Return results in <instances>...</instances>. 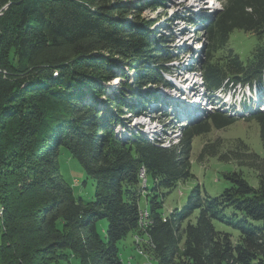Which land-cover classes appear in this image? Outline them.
<instances>
[{"label": "trees", "instance_id": "obj_1", "mask_svg": "<svg viewBox=\"0 0 264 264\" xmlns=\"http://www.w3.org/2000/svg\"><path fill=\"white\" fill-rule=\"evenodd\" d=\"M218 1L221 10L203 28V88L210 94L248 89L261 99L264 0ZM159 5L0 0V264H124L119 244L129 235L143 240L140 254L156 264H264V155L242 141L225 152L219 141L206 144L198 160L250 167L257 188L241 172H224L220 194L198 186L187 205L164 213L166 196L194 178L195 139L236 119L213 111L184 128L177 145L164 147L139 132L117 135L119 99L108 100L118 113L97 105L105 83L127 78L114 70L119 64L137 70L141 89L171 88L167 38H153L154 21L142 17ZM236 31L255 38L246 60L232 45ZM152 102L148 94L130 113L136 117ZM250 112L246 121L259 126L264 150V111ZM141 170L152 187L143 185ZM89 185L91 199L77 194ZM144 196L147 228L140 225Z\"/></svg>", "mask_w": 264, "mask_h": 264}, {"label": "rangeland", "instance_id": "obj_2", "mask_svg": "<svg viewBox=\"0 0 264 264\" xmlns=\"http://www.w3.org/2000/svg\"><path fill=\"white\" fill-rule=\"evenodd\" d=\"M123 1L127 2L128 0ZM141 1L151 0H132V2L137 4ZM158 1L160 2L159 7L145 10L142 17L147 21H154L152 27L149 28L153 38L158 35L167 38L166 49L172 54L173 60L167 65L169 72L165 75V78L173 89L169 90V88L160 86H150L141 89L136 84L137 70L133 67L131 68L129 65L119 64L114 70L119 76L123 74L127 75V78L119 77L105 83L106 97L99 100L100 104L98 103L97 105L102 110L110 107L111 110L118 113L119 111L115 107L109 105L108 100L111 98L119 99L123 103L121 104V108L124 113L120 115L121 124L116 129L117 135L119 137L126 135L125 139H129L131 138V133L139 132L148 140L163 143L164 147L177 145L181 138V131L184 128L193 123L200 122L213 111L224 113L237 121L228 128L223 130L213 129L210 134L195 139L191 155V171L194 178L184 184H180L166 196L164 200V213L168 215L175 208L187 205L192 190L198 186L201 191L206 190L212 195L220 194L227 187L226 181L221 175L224 172H241L253 187L257 188L259 186L256 172L250 167L238 166L234 160L222 163L218 159L208 156H205L202 161L198 160L206 144H214L219 141L222 143L221 151L225 152L232 150L238 140H240L252 152L263 156L264 150L259 126L254 122L249 123L246 121L251 112H246L244 109L245 105L249 108L250 105L252 106V104L256 103L257 98L255 93L251 94L252 92L248 89H238L234 94V100L229 102V105H226V107H219L218 105L220 103L219 92L216 94H203V92H206L201 86L203 80L200 72V65L202 63L200 61L204 59L203 49L205 47L203 28L207 26L206 19L213 16V13H215L213 11L221 10L222 4L218 0ZM232 45L243 60H246L255 45V38L236 31ZM121 80L123 81L121 82ZM179 82L185 83V85L189 86L188 88H193L192 95L194 98L192 97L191 99V97L184 94V90L186 92V89H180L182 84ZM125 83L130 85L129 88L126 89L123 86ZM195 93L198 96H195ZM148 94L153 96L154 102L150 103L144 110H140L138 116L133 117L130 112L137 105L142 104V99L147 97ZM262 97L264 99V95ZM199 99L200 103L198 102ZM196 101L199 104L195 103ZM206 101H209V103ZM190 104L193 106H190ZM207 104L212 106H206ZM194 106L198 109H192ZM251 106L249 110H251ZM260 107H255L253 111H264V104L260 105ZM193 110L195 111L194 113ZM144 113L148 115L143 116ZM198 115L200 116L199 118H197ZM178 118L183 121H180ZM125 127L127 130H125ZM152 185V178H148L145 187H152ZM77 194L91 199L94 196V187L91 185L87 187L81 186L79 192L77 189ZM141 207L142 209L146 207L145 196L141 200ZM101 225L102 227H106L107 222L103 221ZM140 225H143L141 221ZM147 226L145 224L142 227L147 228ZM217 227L225 229L221 225H217ZM138 241L141 244L143 242L138 236L129 235L119 244L124 264L128 263L130 256L136 257L138 254L141 255L140 251L143 254L144 250L139 249V245L141 244L137 243ZM134 242H136V248ZM140 259V264H156V262L146 255H141Z\"/></svg>", "mask_w": 264, "mask_h": 264}, {"label": "bare ground", "instance_id": "obj_3", "mask_svg": "<svg viewBox=\"0 0 264 264\" xmlns=\"http://www.w3.org/2000/svg\"><path fill=\"white\" fill-rule=\"evenodd\" d=\"M185 82H188V81H185ZM179 83H181V82H179ZM182 84V83H181ZM204 84V83H203ZM189 86L188 85H185V83L184 84H182L181 85V87H180V89L182 88V90H183V88L184 89H186V93L188 94V96L189 97H191V99H192V90H193V88H188ZM181 90V91H182ZM185 91V90H184ZM233 93V92H232ZM231 93V94H232ZM231 94L229 93V95L231 96ZM195 96H198L196 93H195ZM198 102L200 103V99L198 100ZM197 101L195 102V103H197V104H199ZM190 106H193V105H191L190 104ZM198 106V105H197ZM194 108V110H196V109H198L196 106H194V107H192V109ZM193 110V113L195 112ZM143 173L145 174V172L143 171ZM146 182H147V179H146ZM143 185H144V182H143ZM3 218H4V209L0 206V222L3 220ZM140 221H141V223H143V225H145V224H147V225H149L150 224V214H149V210L148 209H145V220H143V219H140ZM142 225V226H143ZM140 239V238H139Z\"/></svg>", "mask_w": 264, "mask_h": 264}, {"label": "crops", "instance_id": "obj_4", "mask_svg": "<svg viewBox=\"0 0 264 264\" xmlns=\"http://www.w3.org/2000/svg\"><path fill=\"white\" fill-rule=\"evenodd\" d=\"M134 241V240H133ZM135 245V244H134ZM136 248V247H135ZM140 257L139 255L135 256H130V258L128 259V263L127 264H140ZM143 258V257H142ZM144 259V258H143ZM124 262V261H123Z\"/></svg>", "mask_w": 264, "mask_h": 264}, {"label": "built area", "instance_id": "obj_5", "mask_svg": "<svg viewBox=\"0 0 264 264\" xmlns=\"http://www.w3.org/2000/svg\"><path fill=\"white\" fill-rule=\"evenodd\" d=\"M140 176H141V179L143 180V182H144V186H145V184H146V178H144L145 174L143 173V171H141V175H140ZM140 219L145 220V209L141 211ZM139 249H143V248L141 247V245H139Z\"/></svg>", "mask_w": 264, "mask_h": 264}]
</instances>
